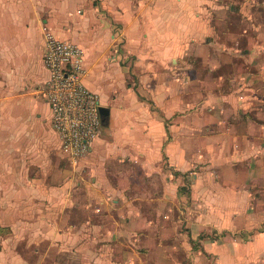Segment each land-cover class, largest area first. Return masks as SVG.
Listing matches in <instances>:
<instances>
[{
  "label": "crops",
  "instance_id": "obj_1",
  "mask_svg": "<svg viewBox=\"0 0 264 264\" xmlns=\"http://www.w3.org/2000/svg\"><path fill=\"white\" fill-rule=\"evenodd\" d=\"M30 1L0 0V264H149L190 178L199 252L264 264V0ZM48 32L83 51L111 111L77 165L51 123ZM205 84L214 97L186 99ZM131 166L140 196L160 187L156 219Z\"/></svg>",
  "mask_w": 264,
  "mask_h": 264
},
{
  "label": "built area",
  "instance_id": "obj_2",
  "mask_svg": "<svg viewBox=\"0 0 264 264\" xmlns=\"http://www.w3.org/2000/svg\"><path fill=\"white\" fill-rule=\"evenodd\" d=\"M44 62L49 71L46 97L52 127L70 163L77 165L103 127L97 93L84 81V54L75 44L46 33Z\"/></svg>",
  "mask_w": 264,
  "mask_h": 264
},
{
  "label": "rangeland",
  "instance_id": "obj_3",
  "mask_svg": "<svg viewBox=\"0 0 264 264\" xmlns=\"http://www.w3.org/2000/svg\"><path fill=\"white\" fill-rule=\"evenodd\" d=\"M35 1V0H31L30 2ZM45 2H50L54 0H44ZM93 77L96 76V74L94 73L92 75ZM96 79V77H94ZM208 86L209 84H205L203 89H197L198 93H193L192 90H187L186 91V99H190L192 98L193 95H198L200 96H208L211 95L214 97V94L216 93V91L214 90L212 93L213 95L209 92L208 93ZM191 89V87H190ZM201 91V93H199ZM195 92V91H194ZM201 98V97H200ZM202 99V98H201ZM40 101H44V104L47 103L45 98L41 99ZM45 108L47 110L46 105H44ZM48 121V120H47ZM49 122V121H48ZM139 165V164H138ZM134 167V168H133ZM131 166L128 168L129 173H134L137 176L138 179V184H137V189L136 192H138V201L137 203L140 204L142 206L143 209H150L152 213L149 214L150 217L156 219L157 218V212L158 210H156V208H159V202L156 199V194H158V192L160 191V187L158 186V183H154L153 184V199H148L145 198L144 195L140 196L142 193L145 194V192H147L148 190L151 189V184L149 182H145V180L142 177V172L139 168V166ZM134 169V171H133ZM133 174V175H134ZM141 178H142V182H141ZM192 178L185 180V185L182 187H180V192L182 193V195L184 196V199L181 200V208L180 206L177 207H172L171 206V210L169 211V215L170 217H165L166 215L161 214L160 216V220H162L160 223L162 226L168 228V230H166L165 232H159V230L157 231L156 226H155V231L156 233H158V235H161L163 233V239L164 242L166 241L168 244L167 246L164 247H157V245H155V239L152 240L151 242H149V244H147V246L145 247H149L150 252H151V263L149 264H216V259L212 254L209 253H200L199 249L203 247V245L201 246L202 242L200 241V237L197 238L196 240H192L191 235H190V231L191 229L188 228L187 226V221L189 222V217L192 216V212L193 209L192 207H198V205H194L193 204V199H192V190L189 188V184L191 183ZM149 196V194H148ZM187 196V197H186ZM186 197V198H185ZM198 200V199H197ZM200 207V206H199ZM182 210L184 211L182 214ZM179 220H181V222H179ZM160 222V221H159ZM177 224V226H176ZM8 231H3V234H6ZM189 232V234L187 233ZM206 234L200 235L201 238H204ZM225 233H217V232H210L208 233V236L211 240H222V236H224ZM185 236V237H184ZM154 238H157V236L154 233ZM189 239V240H188ZM188 240L189 244V248L186 249L184 246V241ZM174 244V245H173ZM191 246L193 247L191 249ZM7 247V246H6ZM7 249L9 250V253L7 254L9 257L15 258L17 257V255L15 254V250L17 249V247L14 244H10L8 245ZM113 247L108 248V251L112 252V251H116V256L117 257H124L125 253V246L119 247L120 250H118V248L113 249ZM137 249H145L143 242L138 241V245H137ZM203 249V248H202ZM22 250V249H21ZM14 251V252H13ZM195 252V254H194ZM143 254V253H142ZM142 256V257H140ZM137 255V257L143 258L144 256L140 254ZM192 257H194L192 259ZM28 259H35L34 261H36L37 257H26ZM61 258V257H60ZM145 259V257L143 258ZM136 264H144V260L141 261V259H137ZM148 264V263H147Z\"/></svg>",
  "mask_w": 264,
  "mask_h": 264
},
{
  "label": "water",
  "instance_id": "obj_4",
  "mask_svg": "<svg viewBox=\"0 0 264 264\" xmlns=\"http://www.w3.org/2000/svg\"><path fill=\"white\" fill-rule=\"evenodd\" d=\"M100 112H101L103 125H107L109 123V120H110V114H111L110 108L105 107V106H101Z\"/></svg>",
  "mask_w": 264,
  "mask_h": 264
}]
</instances>
